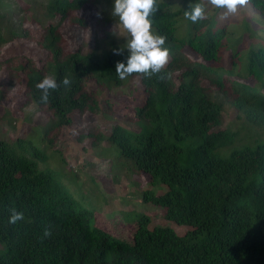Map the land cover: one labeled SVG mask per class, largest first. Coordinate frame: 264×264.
Here are the masks:
<instances>
[{
    "label": "trees",
    "instance_id": "obj_1",
    "mask_svg": "<svg viewBox=\"0 0 264 264\" xmlns=\"http://www.w3.org/2000/svg\"><path fill=\"white\" fill-rule=\"evenodd\" d=\"M27 1L36 11L31 21L59 16L37 41L49 59L38 65L26 57L16 65L28 100L49 112L59 129L87 109L99 111L98 93L89 86L121 85L115 65L126 62L129 50L114 43L65 54L60 26L68 20L88 26L91 0ZM196 2L207 0H157L153 29L166 37L168 62L157 73L130 75L144 91L138 128L118 123L105 134L150 183L166 185L162 192L145 191L143 199L186 231L149 227V215L142 214L131 241L113 235L53 169L39 167L40 151L30 154L20 147L22 138L0 136V264H264V35L258 32H264V0H248V11L239 8L243 23L211 6L204 20L192 23L183 13ZM16 11L22 12L19 1L0 0V49L30 37L23 19L15 21ZM5 61L0 58V66ZM45 76L72 83L51 90L42 103L36 83ZM225 103L242 120L236 129L226 126ZM13 208L23 218L11 223Z\"/></svg>",
    "mask_w": 264,
    "mask_h": 264
},
{
    "label": "rangeland",
    "instance_id": "obj_2",
    "mask_svg": "<svg viewBox=\"0 0 264 264\" xmlns=\"http://www.w3.org/2000/svg\"><path fill=\"white\" fill-rule=\"evenodd\" d=\"M12 1H19L22 8V12L14 13V19L17 23L23 19L30 37L13 40L0 49V58L6 60L0 66V136L10 142L22 138L20 147L30 154L33 149L40 151L42 157L37 156L39 167L53 169L81 207L95 210L97 225L113 235L131 241L142 214L149 215V227L169 226L184 233L186 226L166 218L160 206L143 199L145 191L162 192L166 185L150 183L148 176L135 169L131 159L123 156L118 146L105 137L118 123L138 128L136 107L142 104L144 97L139 79L129 76L121 85L112 88L89 86L98 93L99 111L87 109L74 116L76 122L59 129L53 127L54 117L44 108H38L25 95V80L19 76L24 73L16 65L26 57L32 58L38 65L49 59L37 41L41 38L44 25L58 23L59 16L37 23L29 18L36 12L30 8L32 1ZM167 1L172 5L183 2ZM239 8L249 10L248 3L231 14L243 23ZM85 9V12L94 14L88 26H78L70 20L60 26L65 54L77 49L86 52L96 45L110 48L114 43L127 44V32L119 26L118 18L112 15V0H91ZM260 25L258 19L252 21L254 29H259ZM258 32L264 35L263 31ZM227 37L237 35L228 34ZM209 85L211 91L217 90L215 85ZM224 115L226 126L230 128L236 129L242 122L237 117V111L228 103L224 105ZM90 131H100V137H87ZM242 135L249 134L244 132ZM80 137L82 140H79ZM2 247L3 244H0V249Z\"/></svg>",
    "mask_w": 264,
    "mask_h": 264
},
{
    "label": "clouds",
    "instance_id": "obj_3",
    "mask_svg": "<svg viewBox=\"0 0 264 264\" xmlns=\"http://www.w3.org/2000/svg\"><path fill=\"white\" fill-rule=\"evenodd\" d=\"M248 0H207L190 4L184 11L186 19L192 23L202 21L207 16L209 6L223 9L224 15L234 14L238 7L244 6ZM157 11V0H112V15L118 18L119 26L128 34L126 47L129 55L125 61H118L115 73L120 80L127 79L133 73L150 75L159 72L168 62L169 49L164 47L166 37L153 29L152 16ZM117 52L121 49L115 50ZM71 80L65 76L59 82L45 76L36 83L40 90L39 100L47 103L51 90L59 87H70ZM23 218V212L11 209L9 222L14 223Z\"/></svg>",
    "mask_w": 264,
    "mask_h": 264
}]
</instances>
